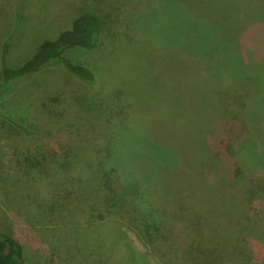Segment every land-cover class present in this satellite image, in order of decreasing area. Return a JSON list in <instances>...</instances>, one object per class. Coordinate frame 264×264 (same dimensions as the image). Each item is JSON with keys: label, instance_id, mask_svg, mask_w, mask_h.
I'll list each match as a JSON object with an SVG mask.
<instances>
[{"label": "rangeland", "instance_id": "rangeland-1", "mask_svg": "<svg viewBox=\"0 0 264 264\" xmlns=\"http://www.w3.org/2000/svg\"><path fill=\"white\" fill-rule=\"evenodd\" d=\"M86 12L102 35L67 57L92 84L53 63L0 88V234L27 264H264V16L197 49L169 0H0V79L7 40L18 68Z\"/></svg>", "mask_w": 264, "mask_h": 264}, {"label": "trees", "instance_id": "trees-1", "mask_svg": "<svg viewBox=\"0 0 264 264\" xmlns=\"http://www.w3.org/2000/svg\"><path fill=\"white\" fill-rule=\"evenodd\" d=\"M193 4L189 0H169L170 7L175 17L179 22L187 27L191 24L195 31L194 40H198L197 49L204 45L212 38H223L233 46L234 42H238V36L250 18L256 16H264V0H193ZM189 18L188 21L186 18ZM102 21L93 13L86 12L76 17L71 27L62 31L56 38L44 40L39 49L27 62L18 68H12L5 62V56L9 48L7 40L3 46V65L2 79H0V88L5 92L1 95L8 94L14 89L11 83L23 78L31 76L42 70L45 66L57 63L65 69L82 79L83 81L92 84L95 81V73L92 69L85 65L75 64L67 57V50L71 47L80 46L88 49H93L102 35ZM219 70V69H217ZM213 74V81L218 79V72ZM233 74V73H232ZM231 74V78H232ZM231 88L229 83L225 89L217 87L212 94L213 107L220 99L224 97L226 91ZM0 117L5 120H11L5 113L0 112ZM163 175V183H173L169 178ZM255 182L257 180H254ZM129 193V192H128ZM119 205L126 200L123 194L114 198ZM208 213V212H207ZM206 213V214H207ZM102 215L98 214V218ZM93 243L100 247H104L103 237L101 233H95ZM123 254L130 253L128 250V242L123 241ZM105 253V251H104ZM0 264H27L25 258V250L22 243L15 238L6 234H0ZM133 264V263H131Z\"/></svg>", "mask_w": 264, "mask_h": 264}]
</instances>
